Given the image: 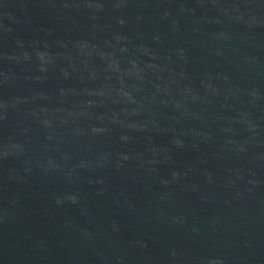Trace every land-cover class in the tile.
<instances>
[{
  "label": "water",
  "instance_id": "1",
  "mask_svg": "<svg viewBox=\"0 0 264 264\" xmlns=\"http://www.w3.org/2000/svg\"><path fill=\"white\" fill-rule=\"evenodd\" d=\"M0 264H264V0H0Z\"/></svg>",
  "mask_w": 264,
  "mask_h": 264
}]
</instances>
